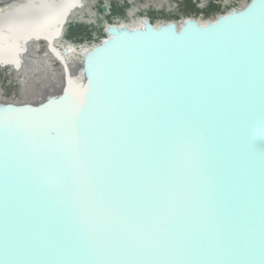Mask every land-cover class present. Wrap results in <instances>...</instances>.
I'll return each instance as SVG.
<instances>
[{
	"label": "water",
	"instance_id": "1",
	"mask_svg": "<svg viewBox=\"0 0 264 264\" xmlns=\"http://www.w3.org/2000/svg\"><path fill=\"white\" fill-rule=\"evenodd\" d=\"M174 26L1 113L0 264H264V0Z\"/></svg>",
	"mask_w": 264,
	"mask_h": 264
},
{
	"label": "bare ground",
	"instance_id": "2",
	"mask_svg": "<svg viewBox=\"0 0 264 264\" xmlns=\"http://www.w3.org/2000/svg\"><path fill=\"white\" fill-rule=\"evenodd\" d=\"M92 1L0 0V84L2 83L0 87L3 88L6 83L10 84V87L14 86L8 90L10 94L4 97L13 94L22 96L20 99L12 100L10 98L9 101H4L2 98L4 94L0 93V115L9 108L11 113L13 108L36 109L40 106H48V103L60 100L63 94L71 98H80L86 90L84 57L102 43L109 42L112 39L110 37L112 29L126 30L131 33L144 31L146 25L155 29L173 24L179 33L187 20L154 25L147 18H141L134 28L107 24L104 27L106 34L104 40L90 46L87 37L83 34L89 37L91 32L87 27L75 24L73 21L87 19L84 15L87 14L85 12L88 11L87 8ZM144 1L147 3L161 2L158 0ZM195 1L203 3L202 6L207 1L212 2L213 5H216L215 9L218 10L213 14H206L202 6L197 8L194 15H200L203 19L188 20H193L199 25H214L220 16L244 9L252 2V0H236L239 9H231L220 15L218 14L220 8L218 5L221 8L224 7L222 0ZM229 1L228 4L231 5ZM193 4L195 3L193 2ZM111 6L110 2H106L101 9L104 11L107 8L110 9ZM231 6L234 7L233 4ZM195 7L189 5L188 9L191 10ZM207 8L208 5L206 10H208ZM76 16H79V19H76ZM65 33L75 38L83 36L84 42L78 41L77 46L70 44L65 46L62 43ZM11 164L12 162H10Z\"/></svg>",
	"mask_w": 264,
	"mask_h": 264
},
{
	"label": "rangeland",
	"instance_id": "3",
	"mask_svg": "<svg viewBox=\"0 0 264 264\" xmlns=\"http://www.w3.org/2000/svg\"><path fill=\"white\" fill-rule=\"evenodd\" d=\"M161 2H145L144 0H93L92 3H90V6L87 8L88 11H86L84 15L86 20L82 18V20L79 19V16H76V19L73 23L75 24H82L83 26L87 27L89 32H91L90 36L88 37L86 34H83L88 39V45L92 46L93 44H98L104 40L105 37V31L104 27L105 25H117V26H124L125 28H134L137 26V21L141 18H147L151 24H162L167 22H178L182 21L184 19H195L202 18L200 15L196 16L194 15V12L197 11V8H201L200 1L195 0H158ZM98 4L96 5V3ZM105 2V3H104ZM106 2L111 3L110 9H105L102 11V6L106 4ZM193 2L195 4H193ZM224 7L221 8L220 5H218L219 12L218 14H224L227 11H230L231 9H239V4L236 2V0H230L231 5L233 4L234 7L228 4V0H222ZM103 3V4H102ZM189 5L196 6L194 9L189 10ZM208 5V10H206V7ZM216 5H213L212 2H205L202 6L204 8V13L213 14L214 11L217 12L218 10L215 9ZM184 7V8H183ZM187 7V8H185ZM191 7V6H190ZM183 8V9H182ZM185 9V10H184ZM189 11H187V10ZM206 10V11H205ZM191 11V12H190ZM216 15V14H214ZM83 36L79 37H73L69 35H64L62 43L66 45H74L77 46L78 41H83ZM87 44V43H86ZM1 76V75H0ZM2 84V83H1ZM0 84V86H1ZM14 86L10 87V84L6 83V85H3V88L0 87V90H2L0 93H2L4 98V101H9L11 98L12 100L20 99L22 96L13 94L9 97H4L7 94H10L8 90L13 88ZM11 101V100H10Z\"/></svg>",
	"mask_w": 264,
	"mask_h": 264
}]
</instances>
